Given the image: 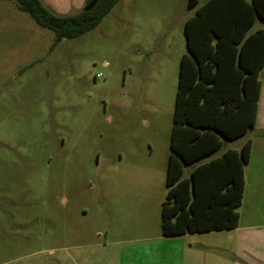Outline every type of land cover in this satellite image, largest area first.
<instances>
[{"label": "rangeland", "instance_id": "rangeland-1", "mask_svg": "<svg viewBox=\"0 0 264 264\" xmlns=\"http://www.w3.org/2000/svg\"><path fill=\"white\" fill-rule=\"evenodd\" d=\"M43 2L61 15L87 6ZM197 7L118 0L95 29L53 48L52 30L0 1V264L166 263L176 237L162 235L161 210ZM250 136L263 151L258 125L213 156Z\"/></svg>", "mask_w": 264, "mask_h": 264}, {"label": "trees", "instance_id": "trees-1", "mask_svg": "<svg viewBox=\"0 0 264 264\" xmlns=\"http://www.w3.org/2000/svg\"><path fill=\"white\" fill-rule=\"evenodd\" d=\"M14 2L52 30L55 48L64 38H79L95 29L118 0H97L90 11L83 8L69 15L55 13L43 0ZM198 3L188 0L190 9ZM258 17L264 21V0H206L186 19L189 51L180 60L168 192L161 210L166 237L239 226L253 140L240 150L213 155L224 141L241 138L257 123L264 28L250 29Z\"/></svg>", "mask_w": 264, "mask_h": 264}, {"label": "crops", "instance_id": "crops-1", "mask_svg": "<svg viewBox=\"0 0 264 264\" xmlns=\"http://www.w3.org/2000/svg\"><path fill=\"white\" fill-rule=\"evenodd\" d=\"M263 97L264 83L257 123L251 130L258 125L264 130V111H261ZM248 139L253 140L252 156L245 166L246 192L240 207L239 226L229 230L174 236L176 239L167 247L169 251L165 264H264V150L259 153L261 149L255 146L257 140L251 136ZM244 142L237 149L240 150ZM229 148L232 147H227L225 151ZM258 156H262V160L254 162ZM253 162L257 164L256 167H261V171H254ZM246 199L249 207L246 206L243 211Z\"/></svg>", "mask_w": 264, "mask_h": 264}, {"label": "water", "instance_id": "water-1", "mask_svg": "<svg viewBox=\"0 0 264 264\" xmlns=\"http://www.w3.org/2000/svg\"><path fill=\"white\" fill-rule=\"evenodd\" d=\"M97 3V0H92L91 2H89L87 4V6L85 7L86 11H90Z\"/></svg>", "mask_w": 264, "mask_h": 264}]
</instances>
